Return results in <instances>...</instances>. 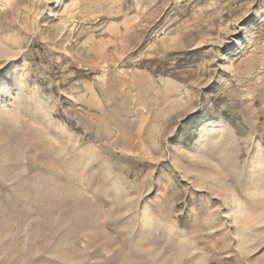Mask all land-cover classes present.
<instances>
[{
	"label": "rangeland",
	"instance_id": "1",
	"mask_svg": "<svg viewBox=\"0 0 264 264\" xmlns=\"http://www.w3.org/2000/svg\"><path fill=\"white\" fill-rule=\"evenodd\" d=\"M0 264H264V0H0Z\"/></svg>",
	"mask_w": 264,
	"mask_h": 264
}]
</instances>
